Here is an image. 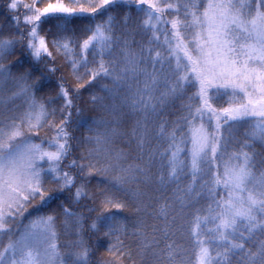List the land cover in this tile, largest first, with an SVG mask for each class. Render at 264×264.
<instances>
[{
	"label": "snow or ice",
	"instance_id": "obj_1",
	"mask_svg": "<svg viewBox=\"0 0 264 264\" xmlns=\"http://www.w3.org/2000/svg\"><path fill=\"white\" fill-rule=\"evenodd\" d=\"M38 3L43 0H8L16 32L0 34V241L7 238L0 264H90L82 214L63 207L60 226L54 214L26 225L20 220L32 201L45 205L55 192L75 187L74 202L91 198L92 176L106 185L89 226L109 240L110 259L101 264H134V253L152 264H185L184 247L174 239L183 227L177 221L199 199L207 204L191 213L188 264H264V154L255 150L257 142L264 145V0ZM113 6L126 10L84 29L89 34L74 44L77 19ZM166 10H175V18L165 19ZM53 18L51 46L65 55L78 82L75 89L60 85L59 108L36 96L31 72L16 74L5 63L17 46L36 61L51 57L41 24ZM81 67L87 79L78 74ZM97 85L91 96L97 115L88 117L74 96ZM73 124L85 129L79 141L85 148L64 165L76 139ZM45 127L52 135L37 143L34 135ZM241 127L244 138L237 140ZM49 182L56 188L49 190ZM129 208L136 213L130 225L118 215ZM149 216L159 223L149 226ZM61 231L75 236L67 242L73 251H61Z\"/></svg>",
	"mask_w": 264,
	"mask_h": 264
},
{
	"label": "trees",
	"instance_id": "obj_2",
	"mask_svg": "<svg viewBox=\"0 0 264 264\" xmlns=\"http://www.w3.org/2000/svg\"><path fill=\"white\" fill-rule=\"evenodd\" d=\"M97 2H98V0H97ZM125 10L126 9L123 8V7L113 6V10L112 11L102 10V12L100 14H97L96 16L86 17V18H90L92 20L94 19V21H93V23H91V25L84 24V19L85 18L77 19L75 21V25H74V27L76 28V33H75V37H74V44L82 42V40L84 38H86V36L89 34L88 32L84 31V29H86V28H88V27H90V26H92V25H94L96 23L101 22V20L105 19L107 17V15L120 16V15H122L124 13ZM132 17H133L132 22H131L132 25L133 26L139 25L140 17H138L135 12L132 13ZM173 18H175V10H166L165 19L171 20ZM165 27L170 29L171 25L167 24ZM52 38L51 37L49 38L50 45H51ZM136 39L137 40L144 39L146 41V37H143L142 35L137 36ZM17 47H18V50L24 48V47H21V46H17ZM52 49L61 58L62 62L64 61L65 65H66V63L68 64L69 69H70V70L69 69L68 70L70 71V78L73 80V85L78 86V82H77V78H76L77 74L73 73L68 59L65 57V55L63 53L57 52L55 50V48H53V47H52ZM15 50L17 51V48ZM15 50H14V53H16ZM26 52H27V55H26ZM75 52L79 53L80 49L76 48ZM9 56L11 57V55H9ZM9 56L6 57L5 63L9 64L11 66L12 71L14 73L21 74V73H23L25 71H29L32 74L31 79L38 81L37 88L39 90L36 92V96L38 98H43V100H45V101H47L49 98H51L52 101H53L52 104H51V107L59 108L61 106V104L63 103V99L59 95H58L59 97H54V96H52L51 92H48L47 94L43 93L44 92L43 89H46V90L49 89L50 91H55V89H56L55 87L60 89V85L61 84H63V86L65 88H69V89L71 88L69 86V82H65L62 79V75H61V72H60L61 68L58 66V63H57L59 61L58 60L48 59V62L44 63V59L45 58H43V57H42V59L40 61H36L35 59H33L29 55L28 50H26L25 51V55L22 58L23 62L26 63V67H25V64L22 61H21V63L19 61V63H20L19 65H17L18 62L17 63L16 62L15 63H11L10 59H9ZM74 58L79 59V56H74ZM87 60L89 62V67H94L95 66L92 63L93 57H92L91 51H89V53L87 54ZM32 62L34 64H32ZM35 63H38V64L36 65ZM21 66H23V67H21ZM85 72H86V70L83 67H81L79 69V73L78 74L83 76L84 79H87L88 77L86 76ZM105 82H107V81H105ZM93 83H95V82H93ZM86 88L88 89V92H89V93H87L88 104L84 103V105H81L80 104L81 100H80L79 97L82 96V95L78 94V96H74V105H75V107L82 109L86 116L93 117V116L97 115V112L93 108V105L91 103V96H92L93 93H98L99 92V86L97 85L94 88L93 87H85L83 89H80L79 93L82 92V90H85ZM90 92H91V94H90ZM89 94H90V102H89ZM100 94H102V93H100ZM16 103L19 104L20 101H16ZM220 103L223 105L222 101ZM223 106H226V105H223ZM73 120H75V112H73ZM57 122H59V113H57ZM45 128H47V127H45ZM45 128H42V129H45ZM245 128L246 127H241V128H238L236 130V139L237 140H242L244 138V132L246 131ZM41 130H39L38 134L41 132ZM47 131L51 132V130L49 128H47L46 132ZM70 131H72V133H73L74 137H76V139L72 141L74 147H73V152L70 154V159L68 161H64V165H66L71 159L78 158L81 155V153L84 151V148H85V146L83 144L79 143V141L82 139V137L84 135H87L85 129L84 128L77 129L75 124H73L71 126V128H70ZM38 134L34 135V140L35 141H36V138H37L36 136ZM121 146H124V145H121ZM255 150L257 152H260V153L264 154V145H262L259 142H257L255 144ZM132 154L135 155V146L134 145L132 146ZM65 170L72 171L74 175L76 174V170H74V169L69 170V169L65 168ZM154 171H155V169H154ZM80 182H82V181L78 179L77 183L79 184ZM188 182H189V179H184V180L181 181V185L183 186L184 184H187ZM104 187H106V185L102 182V178L101 177L92 176V177L88 178V180H87V190L90 193L91 198H82L80 200V202H82V204H83V202H85L86 206L83 208V210L81 212L79 211V212H76V213H81V214L85 213L84 210L90 209L92 207V205H94V204L96 205V202L99 204V201L102 198L100 193H101V190ZM72 192L73 193L75 192V187L72 189ZM73 193L71 194L72 203H73ZM165 194L166 195H170L171 194V190L170 189L166 190ZM93 198L94 199L96 198L97 201L95 202ZM206 204H207V200L206 199H199L198 201L194 200L193 204H192V207H190L189 209L186 210L185 217L183 219H179L177 221V225L178 226L179 225H183V227L180 228L177 231V235L174 237V239H176L177 242L182 244L183 247H184L183 259L185 261V264H188V261H189L190 257L192 256V251H193V246H194V240H193V237L191 236V233H190L191 213L195 210V208L205 207ZM80 207H83V206L80 205ZM112 211L116 212L115 209H113ZM118 215H120L122 217H126L127 218L126 222H128L129 225H130V222L134 221L135 218H136V213L131 208H129L128 210H124L122 212H119ZM145 219H146V223L149 226H151L152 224H158L159 223V221L154 220L151 216L146 217ZM21 220H22V218H21ZM86 220L87 219L83 218V222L85 221V223H86ZM20 223L23 224V225L27 224L23 220ZM129 232H131V227H129ZM90 236L91 235H89V233L87 231H84V227H83V238H85V240H86ZM97 238H98L97 240L99 242L98 244H99L100 248L105 253V255H103V258L101 259V261L102 260L103 261H107V260L110 259V256H109L108 252L106 251V248H107V245L109 243V240H108V238L103 236V230L98 232ZM60 239H61V237H60ZM125 240H126L127 244L132 246L133 249H136V239L133 236L128 235V236L125 237ZM60 247H61V251L63 252V247L64 246L60 245ZM98 262L101 264L100 260H98ZM93 264H95V262H93ZM124 264H133V262L125 260ZM134 264H152V262H151V260L144 259V258H142L139 255H135V253H134Z\"/></svg>",
	"mask_w": 264,
	"mask_h": 264
},
{
	"label": "rangeland",
	"instance_id": "obj_3",
	"mask_svg": "<svg viewBox=\"0 0 264 264\" xmlns=\"http://www.w3.org/2000/svg\"><path fill=\"white\" fill-rule=\"evenodd\" d=\"M24 3H31L32 0H23ZM56 0H43V3H38L36 6L43 8L46 7L48 3H55ZM65 3H67V0H64ZM7 3L8 0H0V34L4 35V36H8V35H12L16 32V28L13 24V22L11 21V19L9 18L12 14L8 11L7 8ZM26 12V10L21 7L18 9V13L21 16V19L23 18L22 15H24ZM94 19H90V18H85L84 19V24L86 25H91V23H93ZM57 25L58 22L53 18L50 19L47 23H43L41 24V35H46L47 40L49 41V38L53 37V34L57 31ZM21 30H24L25 26L23 24H21ZM49 48L50 51H52L53 55L51 57L44 55L42 56L44 59V63L48 62V59H52V60H58V66L61 68L60 72L62 75V79L65 82H69V86L71 87L70 89H75L77 86L73 85V80L70 78V69L68 64L64 63V61L62 62L61 58L54 52V50L52 49L51 45H50V41H49ZM27 50L26 48H22L20 50H18L17 47V51L16 53H14L13 55H11V57L9 56L10 62L11 63H17V61H21L23 62L22 58L25 55V51ZM27 55V52H26ZM42 59V58H41ZM19 62L17 63V65L20 64ZM25 64L26 67V63L23 62ZM32 64H34L32 62ZM36 65L38 63H35ZM24 66V65H23ZM21 66V67H23ZM24 67V68H25ZM69 69V70H68ZM68 70V71H67ZM61 77V76H60ZM57 84V83H56ZM73 86V87H72ZM55 91H50L49 89H43V93L47 94L48 92L52 93V96L54 97H59L58 94L60 92V89L55 87ZM59 90V91H58ZM92 90V89H91ZM87 93L88 89L86 88L85 90H82V92L79 93L80 96V100H81V105H84V103L88 104L87 101ZM91 94V92H90ZM90 94H89V102H90ZM59 102V101H58ZM246 129V128H245ZM47 128L42 129L41 132L36 136V142L39 143L41 139L45 138L46 136H51L52 133L50 131H47ZM73 152V150H72ZM71 152V153H72ZM70 159V156L68 157V159L66 161H68ZM47 187L49 188V190H52L54 188H56V185L49 182L47 184ZM74 188V187H73ZM72 188V189H73ZM69 190H64L63 192H55L52 196V199H50L48 201L47 204L45 205H41V203L39 202V200H35L32 201L31 206L28 207L27 211L25 212L24 216L22 217V220L25 223H28L29 220L39 216V215H49V214H54L57 217V224L58 226L62 225L63 220H64V216H63V207H68L70 208L73 212H81L83 210V208L86 206L85 202H74L72 203V196L71 194L73 193ZM94 199V198H93ZM94 201L96 202V198L94 199ZM94 204V203H93ZM80 205H82L83 207H80ZM98 203L96 202V205H92V208H96L97 211H89L88 210H84L85 213H82L83 218L87 219L86 223L85 221L83 222V227H84V231H87L89 233V235H91L90 237H88V239L85 240V238H83L85 240V242L87 243V245L91 248L92 250V254H91V258H90V264H93V262H95V264H100L98 262V260H100L103 258V255H105V253L102 251V249L99 246V242H98V232H94L92 230H90V225L93 222V220L95 219V216L97 215V212L99 211L98 208ZM80 207V208H79ZM81 214V213H80ZM22 220H20V222H22ZM59 230V229H58ZM61 239H59V245L64 246L63 247V252L67 253L69 251H73L74 249H70L67 247V242L69 240H74L75 236L74 235H64L63 232L61 231V235H60ZM4 244L7 243V238L4 237L2 238V241H0Z\"/></svg>",
	"mask_w": 264,
	"mask_h": 264
}]
</instances>
